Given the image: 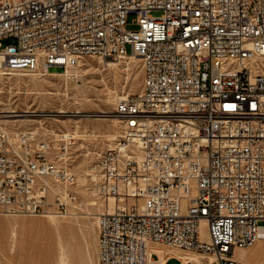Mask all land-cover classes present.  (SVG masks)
Here are the masks:
<instances>
[{"label":"built area","instance_id":"1","mask_svg":"<svg viewBox=\"0 0 264 264\" xmlns=\"http://www.w3.org/2000/svg\"><path fill=\"white\" fill-rule=\"evenodd\" d=\"M127 44L144 77L98 156L119 201L97 216L99 264H153L159 246L164 264L177 247L203 253L178 264H243L236 248L264 239V0H0V80ZM68 137L0 127V212H69L76 191L53 188L76 182Z\"/></svg>","mask_w":264,"mask_h":264},{"label":"rangeland","instance_id":"2","mask_svg":"<svg viewBox=\"0 0 264 264\" xmlns=\"http://www.w3.org/2000/svg\"><path fill=\"white\" fill-rule=\"evenodd\" d=\"M153 13L159 14L161 10H154ZM136 18V12L128 15V28L138 26V23L135 22ZM127 48L132 51L131 44H127ZM106 57H99L95 54L85 55L80 59L79 64L72 67L68 73L61 66H57L48 72L42 70L37 73H25V71L16 70V72L2 76L0 80V113H27L15 116L17 120H11L8 122L11 123L9 125L3 123L2 125L7 126L6 128L11 131L33 130L39 136L48 133L56 139L62 133L74 132L76 135H71L72 139L67 138L69 151L68 157L64 159L66 164L75 172L76 180H78V172L80 173L84 168H93L98 177L96 179L88 178V189L85 190V192L88 191L87 193L78 188L77 181L73 185H68V188L76 191L77 198L71 204L68 213L57 214L56 217H60L58 220L62 224L59 229L50 224L51 216L48 214L26 212L13 214L1 211L0 217L5 220L0 231V264H59L58 241L60 237H65L66 242L70 243L68 245L61 238L68 245V249L70 247L72 264H86L87 262V264H99L98 217L96 216L103 209L97 207L93 209L92 205L85 204V202L89 203V200L95 198L99 203L107 206L108 198L104 199L98 190L101 171L97 162L98 156L111 147V143H115V138L119 137L122 130L123 120L114 118L118 114L116 111L117 101L114 100V97L118 93L126 95L138 92L144 77L141 58L136 57L132 60L129 56H122L118 59H113V56ZM113 60H115L114 64L108 63ZM53 71L66 73L58 74ZM125 90L127 91L125 92ZM113 93L117 94L112 97ZM76 124L79 126L77 127ZM109 134H115L117 137L111 139ZM85 160L86 162H83ZM78 165L79 167H77ZM85 214L87 216H84ZM11 217H17L19 222L17 221L16 225L13 224ZM41 224L43 228H41ZM13 227L17 231L18 239L21 237L20 242L17 240L15 245L10 243ZM68 234H73V238L70 236V239ZM256 243L249 247H253ZM84 252L85 255L87 254V258L83 256L85 258L83 262ZM91 258L93 259L91 260ZM261 261L259 258L258 264H262L263 261ZM178 263L179 259L175 256L168 260V264Z\"/></svg>","mask_w":264,"mask_h":264},{"label":"bare ground","instance_id":"3","mask_svg":"<svg viewBox=\"0 0 264 264\" xmlns=\"http://www.w3.org/2000/svg\"><path fill=\"white\" fill-rule=\"evenodd\" d=\"M128 54V55H127ZM124 56H129V57H131L130 59H132V58H134V59H136V57H138V58H141L140 57V55H138L135 51H130V52H128V53H126V55H124ZM99 57H100V55H99ZM109 56H107L106 58H108ZM110 57H112V56H110ZM120 57H122V56H113V59L115 58V59H118V58H120ZM133 60V59H132ZM131 60V61H132ZM121 61V60H120ZM137 61V60H136ZM134 62H135V60H134ZM109 64H114L115 63V60H113V61H109L108 62ZM117 63H118V61H117ZM72 67H68V70H66L67 71V73L70 71V69H71ZM21 71H23V70H21ZM3 72H4V74L6 75V74H9V73H13V72H16V70H13V71H6V70H3ZM20 72V71H19ZM24 72V71H23ZM22 72V73H23ZM27 71H25V73H26ZM40 72V71H39ZM45 72H48V71H45ZM54 73L56 72V73H66V72H64V71H53ZM77 72V71H76ZM28 73H30V72H28ZM37 73V72H36ZM4 74H3V76H4ZM34 74V73H33ZM137 81V80H136ZM135 82V81H134ZM138 82V81H137ZM136 82V83H137ZM131 86V85H130ZM115 88V87H114ZM119 88V87H118ZM124 88V87H123ZM130 88V87H129ZM122 89V88H121ZM125 89V88H124ZM135 89V88H134ZM123 91V90H122ZM127 90H125V92H126ZM112 93V92H111ZM123 93V92H122ZM107 94V93H106ZM117 94V93H116ZM116 94H111V96L113 95H116ZM120 93H118L115 97H114V100H116V101H118V99L120 98V97H122V95L120 94ZM110 95V94H109ZM108 95V96H109ZM112 96V97H113ZM124 96V95H123ZM108 99V98H107ZM106 99V100H107ZM112 99V98H111ZM113 100V101H114ZM112 102V101H111ZM117 103V102H116ZM115 104V103H114ZM5 111V110H4ZM14 111H15V109H14ZM4 113V112H3ZM13 113V112H12ZM11 112H10V114H8V113H4V114H1L0 113V127L2 128V127H4V125H2V123L3 124H6V125H9V124H11V123H8V122H11V120H15L17 117H15V116H21V115H25V114H27V113H13L12 114ZM23 117V116H22ZM25 118H27V117H25ZM115 119H122V117L120 116V114H117L115 117H114ZM114 119V120H115ZM17 120V119H16ZM113 120V121H114ZM3 121V122H2ZM116 121V120H115ZM114 121V122H115ZM120 121V120H119ZM122 121V120H121ZM117 123V122H116ZM121 123V122H120ZM76 126L78 127L79 125L78 124H76ZM7 127V126H6ZM5 127V128H6ZM10 127V126H9ZM74 129V128H73ZM76 129H78V128H76ZM73 131V130H72ZM76 131V130H75ZM78 132V131H77ZM116 132V131H115ZM66 134H68V135H76V134H74V132H67ZM110 136H112V137H110ZM106 137H107V135H106ZM115 137H117L115 134H112V135H110L109 134V138H115ZM108 138V139H109ZM115 140H117V138H115ZM109 145V144H108ZM111 146L113 145L112 143L110 144ZM83 162H86V160L85 161H83ZM82 163V162H81ZM83 164H86V163H83ZM82 164V165H83ZM77 167H79V165L77 166ZM82 167V166H81ZM84 167V166H83ZM82 167V168H83ZM95 168V167H94ZM78 169V168H77ZM78 180H76L77 181V184H78V188H80L82 191L84 190V193H87V192H85V190L86 189H88V186H87V183H88V178L89 177H91V178H97L98 176H97V173L95 172V170L92 168V169H82V171L79 173L78 172ZM90 181V180H89ZM89 183H91V182H89ZM68 185H70V184H68V183H61V182H56V183H53V188H54V190L55 191H61V190H65V189H67L68 188ZM79 189V190H80ZM90 193H91V190H90ZM92 194V193H91ZM90 194V195H91ZM93 195V194H92ZM86 196V195H85ZM118 203H119V201H118V199L115 197V196H110V198H108V201L106 202V204H107V206H104L102 203H99L95 198H92L91 200H89V203H87V202H85V204H90V205H92V208L93 209H95V207H97V208H99V209H105L106 207H108L109 209H114L117 205H118ZM81 206V205H80ZM79 206V207H80ZM104 206V207H103ZM82 207V206H81ZM85 208V207H84ZM91 208V209H92ZM96 208V209H97ZM89 212V211H88ZM92 212V211H91ZM12 213V212H11ZM73 213H75V212H73ZM14 214V213H13ZM57 212L55 211V210H51L49 213H48V215L49 216H51L49 219V221H50V224L51 225H53V226H55L56 228H60L61 227V223H60V220H58L59 218H57L56 216H57ZM76 214V213H75ZM75 214H73V215H75ZM16 216V215H15ZM84 216H87L86 214L84 215ZM95 216V215H94ZM97 216H98V214H97ZM96 216V217H97ZM26 217V216H25ZM62 218V217H61ZM4 218H1L0 217V231H1V229L3 228V225H4ZM11 220H12V222H13V224H15L17 221H18V218L17 217H15V218H12L11 217ZM67 220H70V219H67ZM78 220V219H77ZM24 221V220H23ZM62 221V220H61ZM19 222V221H18ZM40 222V221H39ZM42 222V221H41ZM66 222H68V221H66ZM79 222V221H78ZM80 223V222H79ZM17 224V223H16ZM15 224V225H16ZM85 224V223H84ZM92 224V223H91ZM44 225V224H43ZM67 225H68V223H67ZM201 225H202V228L204 227V221H202V223H201ZM46 224H45V228H46ZM93 226V225H92ZM15 227V226H14ZM13 227V234H12V236H11V245H15V243H16V241L17 240H19L18 242H20V238L21 237H19V239H18V234H17V231L15 230V228ZM80 227H81V225H80ZM41 228H43V226H42V224H41ZM67 228V227H66ZM88 228V227H87ZM69 229V228H68ZM67 229V230H68ZM83 229V228H82ZM72 230H73V228H72ZM71 230V231H72ZM42 231V230H41ZM58 232V231H57ZM73 232V231H72ZM63 233V232H62ZM61 233V234H62ZM204 233H205V231H204ZM75 234V233H74ZM98 234V233H97ZM96 233H95V235H97ZM58 235H59V233H58ZM69 235V234H68ZM73 235V234H72ZM72 235H69V238H70V236H71V238H73V236ZM61 236V235H60ZM59 236V237H60ZM64 236V235H63ZM97 237V236H96ZM57 238H58V236H57ZM61 238H63V237H60V240L58 241L59 243V264H72V259H71V253H70V247H69V249H68V245L70 244V243H67L66 242V239H65V237L63 238L64 240H65V242L68 244H66L65 242H64V240H62ZM68 238V239H69ZM70 238V239H71ZM86 238V237H85ZM97 239V238H96ZM71 241V240H70ZM73 241V240H72ZM98 241V240H97ZM96 241V242H97ZM257 243H256V245H254L253 247H249V246H242V247H237L236 248V250H235V254H236V256L238 257V258H240V260H242V262H243V264H258V259L260 258L262 261H263V263L262 264H264V239L263 238H260V239H258L257 241H256ZM0 244H1V240H0ZM57 244V245H58ZM98 244V243H97ZM254 244V243H253ZM67 245V246H66ZM88 245V244H87ZM73 246V245H72ZM96 246V245H95ZM58 247V246H57ZM79 247H81L80 245H79ZM55 248V247H54ZM83 248V247H82ZM162 248L163 247H158L157 249L159 250V252H160V258L159 259H156L155 261H154V263L153 264H164V262H165V259H166V256H164L163 254H162ZM56 249V248H55ZM77 249H78V247H77ZM80 249V248H79ZM83 249H85V248H83ZM82 249V250H83ZM97 249V248H96ZM87 250V249H86ZM170 250H172V251H174L175 253H177V254H179V255H181L183 258H184V260L186 259V258H193V259H195L196 261H200L201 260V257L203 256V253H201V252H198V251H193V250H188V249H180V248H171ZM76 251H78V250H76ZM85 251V250H84ZM87 251H89V250H87ZM98 251V250H97ZM80 253V252H79ZM78 253V254H79ZM81 253H82V251H81ZM75 254V253H74ZM82 255V254H81ZM87 255V254H86ZM85 255V252H84V255H82V257L83 256H85L86 258H87V256ZM90 255V254H89ZM78 256H80V254L78 255ZM209 256L210 257H212V255L211 254H209ZM79 258H81V257H79ZM89 258V257H88ZM75 259V258H74ZM84 257H83V262H84ZM93 258H91V260H92ZM87 261V260H86ZM89 261V260H88ZM261 261V262H262ZM92 262V261H91ZM260 262V263H261ZM74 263V262H73ZM86 263V262H85ZM88 263V262H87ZM86 263V264H87ZM90 264V263H89ZM92 264V263H91Z\"/></svg>","mask_w":264,"mask_h":264},{"label":"crops","instance_id":"4","mask_svg":"<svg viewBox=\"0 0 264 264\" xmlns=\"http://www.w3.org/2000/svg\"><path fill=\"white\" fill-rule=\"evenodd\" d=\"M174 256L177 257V253H175L174 255H170L169 259L172 258V257H174ZM177 258H178V257H177ZM169 259H168V260H169Z\"/></svg>","mask_w":264,"mask_h":264}]
</instances>
